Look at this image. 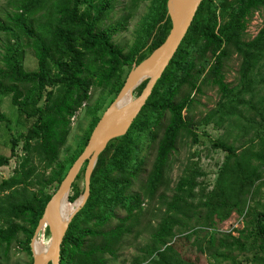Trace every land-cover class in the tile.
Instances as JSON below:
<instances>
[{
	"label": "trees",
	"instance_id": "trees-1",
	"mask_svg": "<svg viewBox=\"0 0 264 264\" xmlns=\"http://www.w3.org/2000/svg\"><path fill=\"white\" fill-rule=\"evenodd\" d=\"M138 1L131 0L126 15L112 23L117 0H9L15 12L0 22V105L10 97L16 123L25 132L11 136L9 157L0 155V166L8 165L11 157L18 159L12 174L0 181L4 256L16 242L32 264L30 241L47 202L132 65L147 58L168 35L167 0H142L148 2L147 12L133 44L127 51L113 44V36L126 28ZM261 8L264 0H202L127 132L110 140L98 155L88 198L73 215L61 243L59 264L116 260L124 237L140 235L141 220L149 209L151 216L158 213L156 224L134 264H195L171 245L184 234L217 263L241 264L231 255L237 251L249 254L252 264H264V78L260 72L264 25L251 40L244 39L247 22ZM28 50L37 62L34 71L23 67ZM232 55L240 60L234 86L224 81L223 74L224 63ZM145 84L146 80L132 94H139ZM203 86L219 93L217 109L205 115L203 123L221 127L228 120L237 132L231 141V130L226 139L211 141L212 149L223 152L211 183H206V172L198 162L190 161L170 187V155L183 133L193 134L192 121L183 111L190 109ZM93 87L107 90L106 96L112 98L106 104L100 97L87 107L89 123L82 144L76 153L59 160L71 119L87 104ZM2 122L10 124L0 111ZM152 149L154 158L147 169L146 154ZM85 165L70 187V203L83 193ZM119 211L124 216L119 217ZM232 213L248 217L244 228L236 236L217 233L215 224ZM44 233L48 239L47 228Z\"/></svg>",
	"mask_w": 264,
	"mask_h": 264
},
{
	"label": "rangeland",
	"instance_id": "rangeland-1",
	"mask_svg": "<svg viewBox=\"0 0 264 264\" xmlns=\"http://www.w3.org/2000/svg\"><path fill=\"white\" fill-rule=\"evenodd\" d=\"M130 5L131 0H117L112 23L121 20L123 16L126 15ZM147 6L148 2L142 0H139L136 6H134L126 28L115 34L112 38V42L116 47L123 48L125 51L130 48L134 42L140 20L147 12ZM13 12H15V8L9 3V0H0V22L5 23L7 21L6 17L12 15ZM263 25L264 8H261L255 11L247 22L244 39L246 41L251 40ZM2 41L3 38L0 36V48ZM239 63L240 60L236 55H232L224 63V81L232 86L236 84L238 79ZM23 67L26 71H34L37 69V62L31 50L26 51L24 54ZM263 67L260 69V72L264 78ZM106 95L107 90L97 87L91 89L89 101L85 106L79 109L71 119L70 132L64 147L59 153V160H63L68 155L76 153V149L82 144L84 131L87 129L89 123V117L86 115L87 107L93 105L100 97H103V100L108 104L112 97ZM194 98L195 101L192 103L190 109L188 111H183L185 117L192 121L193 134L191 136L187 133H183L178 138L176 149L171 153L169 158L167 177L169 179L170 187L174 185L176 180L182 174L184 167L190 161L198 162L199 167L206 172V183H211L214 180L215 172L223 157V152L221 150H214L211 148V141L217 138L226 139L227 131L229 130H231L232 135L228 137V139L231 141L232 136L237 132L236 130L231 129L228 120H226L221 127H217L213 122H210L209 124L203 123L205 115L207 116L208 113L217 109L219 93L216 88L203 86L202 92L198 95H194ZM0 111L10 120V124L4 122L0 123V155L9 157L11 136L25 132V127L16 123V109L11 104L9 96L2 99ZM194 138L195 142L193 141ZM19 150L20 145L18 147V151ZM153 158L154 149L146 154L147 169H149ZM17 161L18 159L16 157H11L8 165L0 166V181L12 174ZM199 180H201V178ZM48 191L50 193L53 192L51 188ZM167 193L169 194L170 192L168 191ZM152 205L156 206L155 203ZM118 216H124V211H119ZM157 216L158 213L155 214V216H151L149 209L148 216L141 220L140 235L138 237L126 235L124 237V245L118 252L117 259L111 260L109 264H134L135 259L141 258L143 255L141 248L149 242L151 228L155 226ZM247 221L248 217L246 218L244 213L241 215L232 213L225 221L216 223L213 229L219 234L231 232L232 235L236 236L237 230L244 228ZM115 222L116 221L113 220L112 224ZM205 230L211 231L212 229L208 228ZM42 233L44 237V231ZM184 235L176 236L171 242V245L184 260L195 264H209V262L210 264H229V261H221L220 263L215 262L194 244L193 238L188 239ZM23 238V235L19 233L18 239L22 240ZM44 240L47 241L45 238ZM231 255L234 256L237 261H240L241 264H252L249 262V254L244 255L239 254L237 251H233ZM29 261L30 257L16 242H12L6 256H4L2 250H0V264H28Z\"/></svg>",
	"mask_w": 264,
	"mask_h": 264
},
{
	"label": "water",
	"instance_id": "water-1",
	"mask_svg": "<svg viewBox=\"0 0 264 264\" xmlns=\"http://www.w3.org/2000/svg\"><path fill=\"white\" fill-rule=\"evenodd\" d=\"M201 2L202 0L166 1L167 17L171 25L168 35L163 43L154 49L147 58L137 65H132L117 96L97 121L82 152L74 160L47 202L30 241L32 264H59L61 243L73 215L88 198L90 176L98 155L110 140L123 136L127 132L187 33ZM145 80L146 84L140 93L133 95L134 89ZM124 97L127 99L123 107L119 108ZM84 163H86L83 173L84 190L82 195L75 200H79L80 203L68 219H64L60 211L62 200L65 198L68 201L70 187ZM45 228L49 233L48 248L44 254L37 255L33 249V242L38 236L43 237L42 232Z\"/></svg>",
	"mask_w": 264,
	"mask_h": 264
},
{
	"label": "bare ground",
	"instance_id": "bare-ground-1",
	"mask_svg": "<svg viewBox=\"0 0 264 264\" xmlns=\"http://www.w3.org/2000/svg\"><path fill=\"white\" fill-rule=\"evenodd\" d=\"M126 99L127 97H124V99L121 100L119 108L123 107ZM79 203V200L75 201L74 203H70L69 201H67V199L63 198L60 206V211L62 212L61 215L64 217V219H68L71 213L78 207ZM36 240L37 238L33 242V249L37 255H42L48 248L47 241L44 240V237L41 238V236H39L37 243Z\"/></svg>",
	"mask_w": 264,
	"mask_h": 264
}]
</instances>
